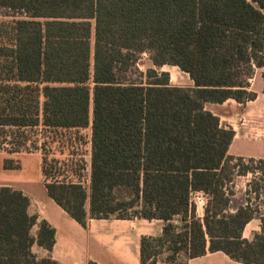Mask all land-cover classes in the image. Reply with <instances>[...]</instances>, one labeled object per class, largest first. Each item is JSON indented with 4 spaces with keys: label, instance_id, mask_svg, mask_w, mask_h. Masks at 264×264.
Listing matches in <instances>:
<instances>
[{
    "label": "trees",
    "instance_id": "trees-1",
    "mask_svg": "<svg viewBox=\"0 0 264 264\" xmlns=\"http://www.w3.org/2000/svg\"><path fill=\"white\" fill-rule=\"evenodd\" d=\"M0 16L13 18L11 45L0 47V151L41 150L47 194L64 212L83 228L89 219L160 221L159 236L140 239V264L219 252L264 264V160L228 155L234 131L205 110L256 99L249 80L264 68V0H0ZM142 54L153 67L145 82L124 83ZM165 66L192 86L171 85ZM87 128L84 186L64 177L82 179V160L58 174L46 142L31 137L59 131L50 142L60 146L59 135ZM247 177L238 197L236 180ZM28 205L0 187V264H60L33 254L34 244L51 252L55 231L41 221L32 236ZM253 220L259 230L245 239Z\"/></svg>",
    "mask_w": 264,
    "mask_h": 264
},
{
    "label": "crops",
    "instance_id": "crops-1",
    "mask_svg": "<svg viewBox=\"0 0 264 264\" xmlns=\"http://www.w3.org/2000/svg\"><path fill=\"white\" fill-rule=\"evenodd\" d=\"M263 72L264 68L255 69L252 78L249 80V90L257 95L254 101L247 102L245 105L238 104L234 100H227L222 104L208 103L205 105V110L219 119L220 126L231 128L234 131L233 140L228 148V155L230 156L264 160V140L248 134V123L252 118L258 119L260 125L264 122ZM38 130L41 131V129ZM49 133L57 136L59 131H49ZM56 142L57 140L52 144ZM75 148L82 147L76 145ZM44 156L41 150L29 153L0 151V187L18 191L28 199V215L37 218V223L32 227V236H35L38 230L37 224L41 221H45L55 231L54 245L51 252L34 244L32 246L33 254L38 258L49 257L60 264H88L89 262L96 264H140L139 247L141 237L159 236L162 223L156 220L146 221L140 219H89L86 227L83 228L48 196L45 187L47 180L42 174ZM77 157L74 156V159L71 157L67 163L64 161L66 164L57 161L56 166L64 169V165H71L74 168L81 159L84 164L82 174L86 173L85 179L83 177L79 179L72 173H66V171L64 177L65 181L74 183L79 181L87 186L90 167V144L87 146L86 155L84 157L79 156V160L76 159ZM5 160L17 162L19 168L5 169ZM56 180L60 181L59 178ZM247 181L245 180L242 191L245 189ZM86 208H88V204ZM202 215L197 216L202 217ZM253 221L255 222L254 232H258L259 222L258 220ZM188 264L240 263L231 261L219 252L189 260Z\"/></svg>",
    "mask_w": 264,
    "mask_h": 264
},
{
    "label": "rangeland",
    "instance_id": "rangeland-1",
    "mask_svg": "<svg viewBox=\"0 0 264 264\" xmlns=\"http://www.w3.org/2000/svg\"><path fill=\"white\" fill-rule=\"evenodd\" d=\"M12 17H4L0 16V47H9L11 45L13 33H12ZM3 65V61L0 60V66ZM153 68L151 61L149 60V55L148 54H142L139 56L136 65L131 68L127 73L122 74L121 78L123 79L124 83H133V84H140L144 83V74L146 70ZM162 72H167L169 74L170 78V84L173 86H178V87H190L191 82L189 80V77L187 75H184L178 68H173L169 66H165L161 69ZM260 122L258 119L252 118V120L248 123L249 129H248V134L256 137L257 139H262L264 140V122L259 124ZM260 125V126H259ZM32 133L33 136L31 139H35L34 136L36 137V141L41 144L44 141L46 142L45 147L43 148L44 152L46 153V157L48 161L53 160V161H58L62 164H66L68 161H70L71 157L78 156L76 159L79 160V156H85L86 155V149L87 146L89 145L90 141V129H81V130H72L68 132L62 133L61 141L64 142V144H61L60 146L55 143L52 144L50 141V137L53 135L49 133V131H39L38 129ZM37 134V135H36ZM60 139V138H59ZM78 140L81 141V143H84L81 145L82 148H75L73 144L76 142H79ZM66 141H68L66 143ZM72 142V146L74 148L68 149L66 148L67 145H69V142ZM64 146V147H63ZM62 147V148H61ZM64 148V149H63ZM81 160V159H80ZM66 161V163H64ZM57 171L55 170L56 173L62 174L66 169H62L61 167H57ZM56 177H58L56 175ZM60 178L62 176H59ZM86 173H83V179H85ZM249 177L246 179L244 178H239L236 180L235 183V190L237 191L238 197L240 196V193L244 187L245 180H248ZM197 208H196V214L197 215H202V210L204 207V201H196ZM255 229V222H251L249 225L246 226L244 232H243V238L245 239H250L251 234L254 233Z\"/></svg>",
    "mask_w": 264,
    "mask_h": 264
},
{
    "label": "built area",
    "instance_id": "built-area-1",
    "mask_svg": "<svg viewBox=\"0 0 264 264\" xmlns=\"http://www.w3.org/2000/svg\"><path fill=\"white\" fill-rule=\"evenodd\" d=\"M49 181H53V180L49 178V179L47 180V182H49ZM193 197H194V200H195V201H203L202 196L199 195V194H194Z\"/></svg>",
    "mask_w": 264,
    "mask_h": 264
},
{
    "label": "bare ground",
    "instance_id": "bare-ground-1",
    "mask_svg": "<svg viewBox=\"0 0 264 264\" xmlns=\"http://www.w3.org/2000/svg\"><path fill=\"white\" fill-rule=\"evenodd\" d=\"M202 213H203V210H202Z\"/></svg>",
    "mask_w": 264,
    "mask_h": 264
}]
</instances>
